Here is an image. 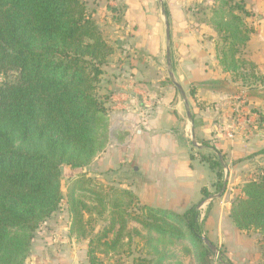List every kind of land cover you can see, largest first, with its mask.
<instances>
[{
    "label": "trees",
    "instance_id": "1",
    "mask_svg": "<svg viewBox=\"0 0 264 264\" xmlns=\"http://www.w3.org/2000/svg\"><path fill=\"white\" fill-rule=\"evenodd\" d=\"M219 1L209 21L223 44L220 63L249 95L264 96V76L254 63L241 58L252 33L244 17L251 14L240 0ZM114 52L86 0H0V264L25 263L34 232L65 198L62 168L85 170L105 148L110 92L104 90L103 75ZM255 112L264 128V105ZM202 148L215 154L206 156L192 147L191 158L208 165L215 190L203 187L201 202L183 214L142 206L132 191L110 187L113 197L102 209L109 205L113 215L122 209L126 215L116 211L110 226L93 235L86 219L93 207L78 194H91L99 202L103 195L91 189L92 181L84 173L70 182L69 232L89 242V264H102L99 249L108 255L132 238L127 232L129 217L147 231L143 236L134 231L148 248L136 264L163 263L165 256L153 233L189 241L192 248L184 253L193 254L197 264H212L214 252L203 235L213 201L203 219L199 207L224 192L226 156L211 141L202 142ZM242 193L232 205L233 224L264 236V176L245 184ZM117 226L116 237L109 239ZM222 262L232 264L225 258Z\"/></svg>",
    "mask_w": 264,
    "mask_h": 264
},
{
    "label": "crops",
    "instance_id": "2",
    "mask_svg": "<svg viewBox=\"0 0 264 264\" xmlns=\"http://www.w3.org/2000/svg\"><path fill=\"white\" fill-rule=\"evenodd\" d=\"M240 1L251 14L244 21L252 29L241 58L264 76V0ZM197 2L206 6L212 0L96 4L93 16L115 52L103 75L104 90L110 92L108 140L90 167L122 173L118 182L126 178L124 187L142 206L183 214L201 202L203 187L215 190L214 173L191 158L194 140L201 154L214 155L202 148V142L211 141L226 156L228 183L221 197H210L199 209L204 214L213 201L205 222L209 238L222 243L230 261L238 264L246 232L236 229L230 211L241 194L239 184L250 169L252 161L247 159L254 146L238 135L228 137L236 125L232 103L239 83L220 63L223 44L209 21L210 10L196 12L192 6ZM167 23L174 81L167 66Z\"/></svg>",
    "mask_w": 264,
    "mask_h": 264
},
{
    "label": "rangeland",
    "instance_id": "3",
    "mask_svg": "<svg viewBox=\"0 0 264 264\" xmlns=\"http://www.w3.org/2000/svg\"><path fill=\"white\" fill-rule=\"evenodd\" d=\"M86 1L89 3V10L94 13L96 10L95 6L98 1ZM215 1L216 0H212L211 3L207 2L206 6L204 3L197 2L192 6V9H195L196 12L210 10V15V13H212V11L216 8L215 6L217 3H215ZM218 5H220V1L218 2ZM224 8L225 11L229 10L227 7H223V9ZM208 16L206 20L208 19ZM1 81H3L2 78H0V82ZM263 105L264 96L262 93L249 95L247 88L239 83V89L235 93L232 103L234 110L233 119L235 118L236 120V125L233 126L235 130H232H234V137L235 135H238L239 137H242L243 141H247V143L253 142L254 152L250 153V156L247 159L249 162L252 161L250 164L251 166L249 167L250 169L246 173L243 172L245 177L242 179V183L239 184L241 194L234 199L233 203L236 202L238 198L243 196L242 189L245 184L254 181L260 176H264V128L259 126V117L255 112ZM230 132L231 130H229L228 134ZM241 169L245 170L244 168ZM83 173L86 175V178L92 181L91 189H94L103 195L102 202H99L98 197L91 194H78L80 199L89 204L91 208L93 207V212H91L90 215H86V219L91 221L90 228L94 229L93 235L103 232L110 226L111 219L116 214V211L126 215L124 209L114 211L115 214L113 215L109 205H107V210L102 209L103 203L107 204L109 198L111 196L113 197V195H109L112 193V189H126L124 187V182L127 180L126 178H121L122 182L124 181L123 184L118 182L119 177H122V173L111 174L109 172H100L99 168L96 169L95 167H88L85 170H73L65 166L62 168V193L65 198L58 211L34 232L32 247L24 264H89L87 256L89 242L78 238L75 235H71L69 232L71 216L68 210L66 198L70 182L77 178L78 174ZM224 180H227L225 175ZM225 181L224 189L226 190L227 184L225 185ZM110 187L112 189H110ZM127 201L130 202L129 199H124L125 203ZM132 210L133 208L131 207L129 213L133 214ZM200 211L201 219H203L206 212L203 214L202 210ZM118 228L119 227L117 226L115 231L109 236V239L113 240L116 237ZM135 230H138L142 236L147 235V231L129 217L127 232L131 234L132 238H125L126 240L124 239L121 245H117L114 251H111L108 255L103 254L101 249H99L98 259L101 263L136 264L134 260L137 257L144 256L146 251H148V248L145 246V242L142 238L135 235ZM245 232L247 245L240 247V249H243L240 253L238 249V253L241 258L238 264H264V236L259 232ZM208 233L209 231L204 225L203 237L208 239L216 247V252H214L211 257L212 264H224L222 262V258L230 261L227 256V249L225 246L219 241H212L209 238ZM151 237L156 239L158 244L157 247L160 253L165 256L162 264H197L193 254L188 255L184 253L185 248H192V244L189 241L170 240L168 237L159 236L155 233H153Z\"/></svg>",
    "mask_w": 264,
    "mask_h": 264
},
{
    "label": "water",
    "instance_id": "4",
    "mask_svg": "<svg viewBox=\"0 0 264 264\" xmlns=\"http://www.w3.org/2000/svg\"><path fill=\"white\" fill-rule=\"evenodd\" d=\"M163 12L165 13L164 10V6H162ZM170 41H171V37H170V28H169V24L167 23V66H168V71L170 74V78L174 81V75L172 72V62H171V51H170ZM175 85H177V87L181 90V87L175 82ZM194 147H198L196 141L194 140L193 142ZM224 163V161H223ZM227 184V180L225 181V185ZM225 190V189H224ZM222 193L216 194L214 196H212L210 200L216 199L218 197H221ZM204 241L206 243V245L213 251L216 252V247L206 238H204Z\"/></svg>",
    "mask_w": 264,
    "mask_h": 264
},
{
    "label": "built area",
    "instance_id": "5",
    "mask_svg": "<svg viewBox=\"0 0 264 264\" xmlns=\"http://www.w3.org/2000/svg\"><path fill=\"white\" fill-rule=\"evenodd\" d=\"M96 1H105V2H108V1H111V0H96ZM228 137L229 138H233L234 137V130H231V132L228 134Z\"/></svg>",
    "mask_w": 264,
    "mask_h": 264
}]
</instances>
